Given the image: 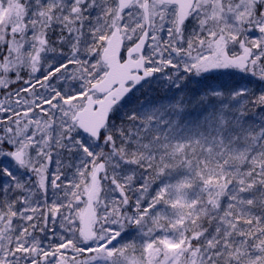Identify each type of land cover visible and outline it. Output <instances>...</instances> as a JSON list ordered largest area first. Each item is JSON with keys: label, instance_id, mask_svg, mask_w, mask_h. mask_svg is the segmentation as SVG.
Wrapping results in <instances>:
<instances>
[{"label": "snow or ice", "instance_id": "snow-or-ice-1", "mask_svg": "<svg viewBox=\"0 0 264 264\" xmlns=\"http://www.w3.org/2000/svg\"><path fill=\"white\" fill-rule=\"evenodd\" d=\"M0 264H264V0H0Z\"/></svg>", "mask_w": 264, "mask_h": 264}]
</instances>
